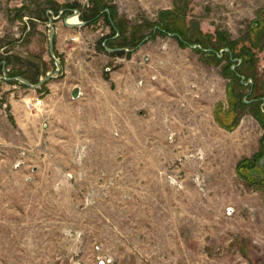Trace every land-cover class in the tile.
Here are the masks:
<instances>
[{"label": "rangeland", "instance_id": "1", "mask_svg": "<svg viewBox=\"0 0 264 264\" xmlns=\"http://www.w3.org/2000/svg\"><path fill=\"white\" fill-rule=\"evenodd\" d=\"M94 1L0 0V50L51 68V12L54 33L99 13L32 92L46 112L0 135V264H264V183L239 169L264 140V0Z\"/></svg>", "mask_w": 264, "mask_h": 264}, {"label": "crops", "instance_id": "2", "mask_svg": "<svg viewBox=\"0 0 264 264\" xmlns=\"http://www.w3.org/2000/svg\"><path fill=\"white\" fill-rule=\"evenodd\" d=\"M64 9H66V8H64ZM51 14H53V12H51ZM72 16H75V15H72ZM72 16H70L69 14L66 15L67 18L69 17L68 21H70L69 19ZM79 16H81L80 13L76 16V21H72V22L80 21V20H78ZM49 20H50V18L47 17L46 23L49 24ZM81 21H83L84 24H82L81 26L79 25V26L72 27V26L66 25L64 22V19H62L60 21V25H58L56 27L54 37H53V46H52L53 55H55V52H56V54H59V55H61V57H64V59H63L64 62H63V64H60V68L58 70H56L57 65H56L55 60H54V64H55L56 68L55 67L51 68L50 67L51 62H49L48 59H46V57L42 56V58L39 59L38 57H36V55L32 51H30L28 49L25 51H22L21 53L18 52V50H14V49H9L8 51H1L0 50V54L3 57H6L8 55L9 56H15L16 61L17 62L19 61L18 63H15V64L11 63V61H8V64H7V61L5 59H1V61H0V63H1L0 64V72H2L1 74H7V69H8V74H9V77H6L4 79V83H6L7 85H9L11 87L14 84H16V86H15L16 89H13V91H15L17 93L16 99L10 100V104L8 106L3 107L2 105H0V135L3 134V128H5V126H7V123H8L7 120H9L8 118H13L15 120L20 121V123H21L20 125H22L23 127L28 125V124L32 125L31 124L33 121V115L32 114H34V112H35V114H38V111L34 110L33 107L32 108L28 107V103L32 102V100L34 99L33 98L34 96L32 95V92L34 90L38 89L43 84L46 86L48 85V86H52V87L56 88L57 85L59 84L58 79H49V78L50 77L55 78L56 76H58L57 72L60 75H62L64 73V77L61 78V80H63V81H65V79H68L71 77L69 74V71L67 70L68 69L67 68L68 62H66V60L69 57H71V55L73 54V51L70 48V45H71L70 38L72 36L77 35L78 30H80L82 27H86L87 24H89V22L86 20L82 19ZM54 23H56V22H53V24ZM106 40H107V37H104L103 40L101 41V44L103 45V49H104V54L106 56H109L110 59H112L113 56L118 58L119 54L123 55V52H124L123 49L124 48L121 49V47H117V46H115L113 48H106L105 47V44L107 42ZM47 46H48V54L50 56H52L51 53L49 52V40L47 42ZM98 55H100V54H98ZM98 55L92 56L89 60L82 59V57H81V58H79L78 62L80 64H81V62L85 63V65L88 63H94L95 60H97ZM18 56H19V58H18ZM90 69H91V67L89 68V70H87L85 72V74L88 71H91ZM94 69L95 68H92V70H94ZM51 70L55 71L56 75L52 74V76L51 75L49 76L48 73ZM16 75L26 78L30 83L40 82V86L37 88H32L28 84H26L23 81H21L20 79H18ZM126 77H127V84L129 87V73ZM47 79H49V80L47 81ZM74 87L79 88V95L77 96V97H79L81 95L82 88L78 84L72 86V88L70 90V95H71V91ZM139 87L140 86H138V98L140 100V98H144V93L142 92V89L140 90ZM2 88L6 89L9 87H2ZM2 91L3 90H0V93ZM13 91L10 92L11 96H13ZM18 91H20V92H18ZM22 93H24V95H22ZM250 101H248V102H250ZM221 102H222V104H224V101H221ZM46 105L47 104L41 103V112H44V110L46 112ZM260 105H262V104H260ZM36 106H38V105H36ZM36 106H34V107H36ZM32 110H34V111H32ZM0 138H2V136H0ZM0 140H4V139H0ZM258 147H259V142H258ZM258 147L254 148L253 153L258 151ZM248 156L249 155H247V157ZM260 182L264 183V181H260Z\"/></svg>", "mask_w": 264, "mask_h": 264}, {"label": "water", "instance_id": "3", "mask_svg": "<svg viewBox=\"0 0 264 264\" xmlns=\"http://www.w3.org/2000/svg\"><path fill=\"white\" fill-rule=\"evenodd\" d=\"M79 13H80V11L78 9H74V13L71 14L70 16H72V15L77 16ZM58 16H60V15L53 16V14H52V16H51V18L49 20V26H50L49 30H48L49 31V52L51 53L52 56H53L52 46H53V37H54L53 20L57 19ZM68 18L67 17L64 18V22L68 26L75 27V26H79V25L81 26L82 24H84L83 21L69 22ZM125 50H127V49H125ZM55 62H56V65H57V69L56 70H58L60 68V63H59V61H58V59L56 57H55ZM17 78L20 79L21 81H23L24 83L28 84L32 88H37V87L40 86V82H38V83H30L26 78H24L22 76H17ZM78 95H79V88L78 87H74L72 89V91H71V95L70 96H72L73 98H76ZM261 99L264 102V97H262ZM100 264H104V263L100 262Z\"/></svg>", "mask_w": 264, "mask_h": 264}, {"label": "flooded vegetation", "instance_id": "4", "mask_svg": "<svg viewBox=\"0 0 264 264\" xmlns=\"http://www.w3.org/2000/svg\"><path fill=\"white\" fill-rule=\"evenodd\" d=\"M257 153H261L262 155L253 161L251 166L246 168L245 173L247 172V175L255 179H264V140Z\"/></svg>", "mask_w": 264, "mask_h": 264}, {"label": "trees", "instance_id": "5", "mask_svg": "<svg viewBox=\"0 0 264 264\" xmlns=\"http://www.w3.org/2000/svg\"><path fill=\"white\" fill-rule=\"evenodd\" d=\"M94 2H96L95 4L96 5H99V4H101V0H96V1H94ZM102 5V4H101ZM105 6H103L102 5V10L103 11H105L106 13L107 12H109V8H107L106 10H105ZM101 10V11H102ZM82 13V12H81ZM81 15H83V13L81 14ZM99 15V13L97 14H94V15H85L86 17H84L83 18V20H86V21H88V22H90V21H96L97 20V16ZM262 154L261 153H256V155L253 157V158H251L250 160L249 159H245V160H243L241 163H240V170H242V169H246L247 167H249V166H251V164L253 163V161H255L259 156H261ZM248 176H250V175H248ZM251 177V176H250ZM252 179H255L254 177H251ZM260 181H264V179H260Z\"/></svg>", "mask_w": 264, "mask_h": 264}, {"label": "built area", "instance_id": "6", "mask_svg": "<svg viewBox=\"0 0 264 264\" xmlns=\"http://www.w3.org/2000/svg\"><path fill=\"white\" fill-rule=\"evenodd\" d=\"M42 99L36 98L34 101L28 103V107L32 108L35 105H41Z\"/></svg>", "mask_w": 264, "mask_h": 264}, {"label": "bare ground", "instance_id": "7", "mask_svg": "<svg viewBox=\"0 0 264 264\" xmlns=\"http://www.w3.org/2000/svg\"><path fill=\"white\" fill-rule=\"evenodd\" d=\"M69 20V22L76 21V16H72Z\"/></svg>", "mask_w": 264, "mask_h": 264}]
</instances>
